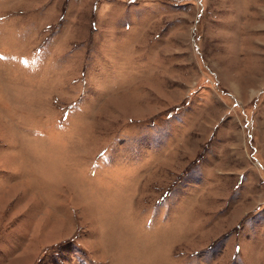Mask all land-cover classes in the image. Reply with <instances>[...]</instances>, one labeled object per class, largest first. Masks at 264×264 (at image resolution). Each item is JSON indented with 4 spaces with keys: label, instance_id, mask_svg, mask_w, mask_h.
<instances>
[{
    "label": "rangeland",
    "instance_id": "obj_1",
    "mask_svg": "<svg viewBox=\"0 0 264 264\" xmlns=\"http://www.w3.org/2000/svg\"><path fill=\"white\" fill-rule=\"evenodd\" d=\"M0 264H264V0H0Z\"/></svg>",
    "mask_w": 264,
    "mask_h": 264
}]
</instances>
